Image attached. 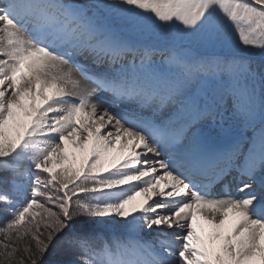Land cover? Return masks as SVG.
Instances as JSON below:
<instances>
[{
    "label": "snow or ice",
    "instance_id": "6c2138e0",
    "mask_svg": "<svg viewBox=\"0 0 264 264\" xmlns=\"http://www.w3.org/2000/svg\"><path fill=\"white\" fill-rule=\"evenodd\" d=\"M46 255L264 264V0H0V264Z\"/></svg>",
    "mask_w": 264,
    "mask_h": 264
},
{
    "label": "trees",
    "instance_id": "16d2710c",
    "mask_svg": "<svg viewBox=\"0 0 264 264\" xmlns=\"http://www.w3.org/2000/svg\"><path fill=\"white\" fill-rule=\"evenodd\" d=\"M66 259L67 257H61ZM51 259V256L46 255L42 261L39 262V264H47V262Z\"/></svg>",
    "mask_w": 264,
    "mask_h": 264
}]
</instances>
